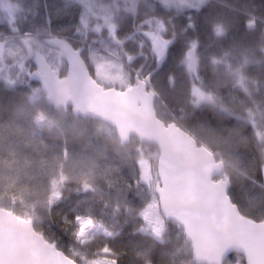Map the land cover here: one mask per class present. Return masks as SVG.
Returning a JSON list of instances; mask_svg holds the SVG:
<instances>
[{"label": "trees", "instance_id": "16d2710c", "mask_svg": "<svg viewBox=\"0 0 264 264\" xmlns=\"http://www.w3.org/2000/svg\"><path fill=\"white\" fill-rule=\"evenodd\" d=\"M9 1L19 6L17 15H21L22 22L18 19L11 25L1 26L0 39L7 35L17 38L30 31L42 40L46 34H37L38 29L63 36L76 35L67 16L60 10L54 11L53 6L46 3L48 1ZM58 6L60 8L61 4ZM151 18L160 24L158 32L162 38L170 41L163 63L150 80V87L158 96L157 116L165 123L174 121L224 160L227 163L224 171L230 180L228 193L240 213L254 221L264 220L261 179L264 137L260 140L251 124L242 118L249 109H264V92L260 86L264 82V0H205L199 8L180 11L166 10L156 0H139L134 13H125L119 18L118 38L114 37L110 43L124 66L133 70V75L146 76L156 64L151 40L139 30L141 21ZM69 42L80 48L95 78L86 47L71 39ZM193 46L196 70L195 74H190L185 69L184 59L185 52ZM56 62L55 69L60 75L65 74L67 66L62 56ZM32 68V60L28 58L26 71ZM21 77V83L15 87L0 82V207L10 209L8 197L22 196L25 192L37 216L35 230L81 264H91L92 254L105 246L111 253L109 259H114L116 264H205L193 259L190 243L176 221L164 220L161 239L139 230L144 224L140 211L151 194H156L158 180L152 189L139 176L127 183L120 182L119 178L111 183L66 179L60 183L59 197L47 202L46 189L51 176L33 177L31 174L37 164L44 165L46 146L52 145L54 153L57 150L62 158L64 142L60 134L57 139L50 134L49 139L45 130L34 123L33 117L42 109L48 116H68L71 122L97 120L75 115L69 106L51 105L26 72ZM193 85H198L205 94L201 105L191 96ZM35 90L42 93L43 104L38 100L30 102L29 97ZM233 96H238L239 101L228 102ZM67 135L76 161L78 157L83 159L87 154L91 156L98 150H105L97 146L87 153L81 148V145H92L87 133H80L82 137ZM145 146L159 155L154 144L140 142L133 136L121 142L114 135L110 148L113 151L109 150L111 154H108L116 160L126 158L131 167L137 168ZM19 203L11 210L23 217ZM79 216L101 224L110 235H101L97 240L80 245L74 239ZM72 250L77 254L72 255ZM82 254L86 255L84 260ZM234 263L244 264V258L232 252L223 262Z\"/></svg>", "mask_w": 264, "mask_h": 264}, {"label": "water", "instance_id": "95a60500", "mask_svg": "<svg viewBox=\"0 0 264 264\" xmlns=\"http://www.w3.org/2000/svg\"><path fill=\"white\" fill-rule=\"evenodd\" d=\"M164 41L167 43L165 44ZM46 43L58 50L64 58L66 73L60 75L40 52H35L32 55L34 69L27 72V77L39 84L48 103L55 107L69 106L75 115L110 124L121 142H126L133 136L140 142L154 144L159 150L156 164L158 185L164 186L163 171L169 177L171 193L169 200L165 202L156 188L162 217L165 220H174L182 226L183 235L190 243L191 256L194 260L205 264H216L213 252L215 243L205 240V233L195 221L190 231L182 220L173 215L174 210L182 206L178 193L186 185L198 183L207 174L208 179L212 181L227 178L229 189L230 180L224 171L227 166L224 160L174 121L165 123L157 116L155 103L158 96L150 87V80L163 63L170 41L160 36L152 39L151 52L156 61L154 70L143 78L135 74L131 87L128 86L124 90L114 86L104 87L98 83L84 62L81 50L75 48L68 40L52 37L46 39ZM23 44L27 46L24 41ZM2 45L3 42H0V57ZM26 49L30 52L29 47ZM195 67V46H193L185 52V69L190 74H195ZM139 81L143 83H138ZM191 96L197 105L205 101V94L198 85L192 86ZM262 170L261 179L264 189ZM17 217L21 216L0 207V261L3 264H67L65 258L71 259L74 264H81L37 232L32 219H28L30 223L24 225L16 219ZM198 230L199 236L194 234ZM205 246L209 249L206 252L203 251ZM232 252L240 254L244 258V264H247L244 250L235 246L224 250L219 258V264H223L225 258Z\"/></svg>", "mask_w": 264, "mask_h": 264}, {"label": "rangeland", "instance_id": "374dc122", "mask_svg": "<svg viewBox=\"0 0 264 264\" xmlns=\"http://www.w3.org/2000/svg\"><path fill=\"white\" fill-rule=\"evenodd\" d=\"M47 4L53 6L54 11L59 12L67 16V20L71 26L75 29L73 32L76 34L74 37L82 40L88 36L87 40L92 43H84L80 41V46H85L87 49V56L89 62L93 67V74L97 81L105 85H116L117 87L128 86V83L132 82L133 71L128 70L123 61H121L115 52V49L111 46V41L114 37L118 38L119 30L118 25L120 23L119 18L123 17L125 13H134L135 6L139 0H46ZM159 5L166 10H184L187 8H199L205 0H156ZM62 2V3H60ZM56 4V5H55ZM59 4L61 7L59 8ZM58 6V7H57ZM59 8V9H58ZM0 27L4 24H12L18 19L21 21V15L18 17L20 12L19 6L11 3L9 0H0ZM22 22V21H21ZM48 24L49 19H46ZM109 25H113L112 30L109 29ZM160 24L155 19L142 20L139 26L140 32L152 39L160 36L158 32ZM30 32L26 31L25 33ZM51 34L52 37H69L52 32H45L44 29H38L37 34ZM79 36V37H78ZM48 37V36H47ZM81 37V38H80ZM44 39H39L36 35H18L14 38L12 35H7L3 40L2 45V56L0 57V82L8 87H15L21 83L22 75L26 72V64L28 58L32 60L35 52H40L47 60L52 68H56L58 58L61 59L59 51L51 47L45 42ZM163 39V38H162ZM23 41L27 46H24ZM77 41V40H74ZM94 42V43H93ZM96 46V47H92ZM30 48V52L26 49ZM32 57V58H31ZM185 63V59H184ZM239 76V75H238ZM241 83V80H240ZM264 92V82L260 85ZM42 93L35 90L34 95L29 97L30 102L38 100L42 103ZM239 101L238 96H233L229 101ZM43 104V103H42ZM156 107V103H155ZM34 123L43 128L48 138L51 139L50 134H53L54 138H58V134L62 139L63 153L62 158L56 150L52 148V145L46 146L48 148L45 154L44 165L39 167L31 174L33 177L44 175L51 176L49 180L47 202L51 203L53 200L59 197L60 183L66 179L83 180L89 182H95L97 180H105L107 182H115L119 178L122 183H127L131 179L139 176L140 180L147 182L148 185L153 189L157 183V171L156 164L158 155L155 151H152L148 146L143 147L141 150V159L138 161L137 168L131 167L130 162L126 158H116L109 156L108 152L113 151L112 139L115 135L113 127L105 125L104 122L97 121H86L81 122L79 120L72 121L68 116L63 114L57 115H46L41 110L37 111L35 115ZM246 119L255 131V135L261 140L264 137V109H256L246 111ZM75 129V131H74ZM74 131V132H73ZM77 135L82 137L80 133H87L89 141L92 145H81L82 149H85L87 153H90L92 147L101 149V146L105 149L104 151L98 150V153L88 155L85 158L78 157L76 161L72 154V143L69 141L67 135ZM67 135V141H66ZM50 136V137H49ZM259 140V141H260ZM78 154V152H76ZM110 153V152H109ZM125 153V152H123ZM111 154V153H110ZM35 169V167H34ZM120 176V177H119ZM37 179V178H35ZM28 195L24 192L22 196H9L7 204L11 210L16 203L22 207L21 211H24L23 218L37 220V216L34 214V209L31 206V200L28 199ZM12 211V210H11ZM140 216L144 222L143 226L139 229L143 233L151 234L156 239H161L164 232V218L162 217L159 205L158 196L154 192L151 194L150 200L144 205L140 211ZM22 217V216H21ZM80 219H76V231L74 239L80 245L87 244L91 241L97 240L99 236L110 235V232L104 227L89 219V217L79 216ZM83 220H90V224H85L83 232L80 233L81 222ZM154 227H159V233L153 231ZM79 233V234H78ZM72 255H76L77 251L72 250ZM110 251L103 252L102 249L95 251L92 254V260L103 258L109 259ZM85 254L81 255V259H85ZM236 264V263H234Z\"/></svg>", "mask_w": 264, "mask_h": 264}, {"label": "snow or ice", "instance_id": "6c2138e0", "mask_svg": "<svg viewBox=\"0 0 264 264\" xmlns=\"http://www.w3.org/2000/svg\"><path fill=\"white\" fill-rule=\"evenodd\" d=\"M113 28V25H109L110 30ZM164 43L166 44L167 41ZM138 83L143 82L139 81ZM162 178L164 186L157 185V191L160 193L161 199L167 202L171 195L169 177L163 171ZM228 183L227 178L212 181L205 174L198 183L186 185L178 193L182 206L176 208L173 215L182 220L190 231L195 221L205 233V240H211L215 243L213 252L216 264H219V258L224 250L231 246L244 250L247 256V264H264V221H252L239 214V207L228 193ZM85 186L87 187V185ZM16 219L24 225L30 223L28 219L22 217ZM77 219L80 218L77 217ZM90 223V220H83L80 233L83 232L84 225ZM159 230V227L153 229L157 234ZM194 234L199 236L200 231L198 230ZM208 250L206 246L203 248L205 252ZM102 251L108 252L110 250L105 246ZM197 254H200L199 251ZM65 259L67 264H74L71 259ZM0 264L3 262L0 261ZM91 264H116V261L98 257L91 261Z\"/></svg>", "mask_w": 264, "mask_h": 264}, {"label": "flooded vegetation", "instance_id": "af4514ba", "mask_svg": "<svg viewBox=\"0 0 264 264\" xmlns=\"http://www.w3.org/2000/svg\"><path fill=\"white\" fill-rule=\"evenodd\" d=\"M32 58V57H31ZM33 68H34V66H33Z\"/></svg>", "mask_w": 264, "mask_h": 264}]
</instances>
